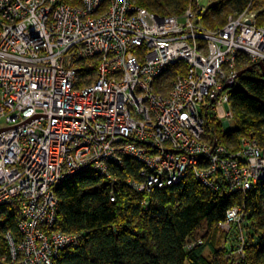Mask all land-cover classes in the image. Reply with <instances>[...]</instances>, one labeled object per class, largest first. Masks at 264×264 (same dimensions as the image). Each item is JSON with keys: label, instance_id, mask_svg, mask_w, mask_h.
Listing matches in <instances>:
<instances>
[{"label": "built area", "instance_id": "built-area-1", "mask_svg": "<svg viewBox=\"0 0 264 264\" xmlns=\"http://www.w3.org/2000/svg\"><path fill=\"white\" fill-rule=\"evenodd\" d=\"M76 1L0 0V207L16 205L20 216L17 234L0 232V264H53L77 247L82 234L52 230L56 188L87 171L112 187L108 167L126 157L141 166L127 184L145 207L153 190L188 175L213 190L219 177L242 196L264 179V140L248 132L233 149L204 130V113L234 120L220 92L239 60L264 64V24L250 3L213 31L199 0L179 17L132 0ZM248 216L234 205L221 225L225 257L236 252V264L245 260Z\"/></svg>", "mask_w": 264, "mask_h": 264}, {"label": "trees", "instance_id": "trees-1", "mask_svg": "<svg viewBox=\"0 0 264 264\" xmlns=\"http://www.w3.org/2000/svg\"><path fill=\"white\" fill-rule=\"evenodd\" d=\"M132 1L160 17L181 16L192 2ZM249 3L251 10L257 7L258 25L264 24V10L259 9L264 8V0H213L202 17L203 25L218 29L226 23L228 15L244 11ZM251 65L255 64L248 63L239 69ZM181 68L182 65H177L168 69L164 78ZM235 83L227 93L234 117L231 131H224L221 121L206 113L203 117L207 140L238 149L240 138L248 132L264 140V77L253 67ZM108 168L109 176L117 180L112 187L110 179L87 171L66 179L56 188L59 206L52 230L79 233L82 237L77 247L59 252L53 264H233L225 258L227 249H223L225 235L221 225L226 211L234 205H243L249 215L246 227L249 241L242 264H264V179L242 196L229 195L219 177L213 190L188 175L177 185L153 190L145 207L146 196L137 194L127 184L130 179H138L141 166L126 157L121 167L110 164ZM0 217V232L10 229L17 234L18 206L0 207ZM198 238L201 244L189 250L187 245ZM205 248L209 249L210 259L204 256Z\"/></svg>", "mask_w": 264, "mask_h": 264}, {"label": "rangeland", "instance_id": "rangeland-1", "mask_svg": "<svg viewBox=\"0 0 264 264\" xmlns=\"http://www.w3.org/2000/svg\"><path fill=\"white\" fill-rule=\"evenodd\" d=\"M213 3V0H199V5L200 6H205V7H208V6H210L211 4ZM259 6V5H258ZM259 9H261V10H264V8L262 7V8H259ZM258 9V10H259ZM256 10H257V7H256ZM255 10V11H256ZM170 16H175V17H179L178 16V14H170L169 15V17ZM212 30V29H211ZM214 31V30H213ZM239 64L237 65V68H238V71L239 70H241V69H239L240 67H246V65L248 64V61H246V59L244 58H241L240 60H239V62H238ZM228 89L227 90H222L221 92H220V95H227V93H228ZM225 106V108L226 109H228V106H226V105H224ZM0 125H4V123L3 122H1L0 123ZM233 125H234V121L232 120L231 122H230V128H233ZM208 137V136H207ZM229 145V144H228ZM229 147H232V145H229ZM203 229L202 230H200V234L202 235L203 234ZM224 233V235L226 234L225 232H223ZM198 241H200L201 242V239L200 238H198L197 239ZM212 243H214L215 245H216V243L213 241ZM201 244V243H200ZM234 245L235 244H233L232 245V247H234ZM231 250V249H230ZM230 250L229 251H227V252H230ZM243 252H244V250H243ZM203 253H204V256L205 257H207L208 259H210L211 257L209 256L210 255V253H209V249H204V251H203ZM231 254H233L231 257H230V259L229 258H226V259H229L230 260V262L231 263H233V264H236V262H237V260H238V256H237V254H236V252L234 253V252H230ZM226 254V253H225ZM244 254H245V252H244Z\"/></svg>", "mask_w": 264, "mask_h": 264}, {"label": "water", "instance_id": "water-1", "mask_svg": "<svg viewBox=\"0 0 264 264\" xmlns=\"http://www.w3.org/2000/svg\"><path fill=\"white\" fill-rule=\"evenodd\" d=\"M249 22V21H248ZM253 67H257L259 69V71H261V76L264 77V64L261 63H257L255 65H251L250 67H247L245 69H241L239 70V73L237 74L236 78H229L224 84L222 90H229L230 88H233L235 86V80L239 79L243 74L247 73V72H251ZM211 102L213 103L214 100H211ZM29 121V120H28ZM222 129H224V131H231L230 126L227 122H222ZM7 130V129H6ZM5 129H0V133L6 131ZM216 146V142L214 143L213 147Z\"/></svg>", "mask_w": 264, "mask_h": 264}, {"label": "flooded vegetation", "instance_id": "flooded-vegetation-1", "mask_svg": "<svg viewBox=\"0 0 264 264\" xmlns=\"http://www.w3.org/2000/svg\"><path fill=\"white\" fill-rule=\"evenodd\" d=\"M237 80V79H236ZM236 80H235V82H236Z\"/></svg>", "mask_w": 264, "mask_h": 264}]
</instances>
